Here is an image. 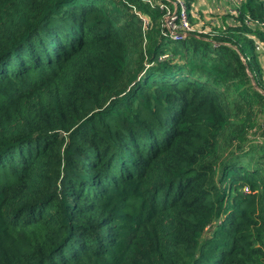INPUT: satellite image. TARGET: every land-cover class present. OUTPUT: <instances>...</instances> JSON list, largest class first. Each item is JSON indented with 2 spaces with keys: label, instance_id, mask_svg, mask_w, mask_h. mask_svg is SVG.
Instances as JSON below:
<instances>
[{
  "label": "trees",
  "instance_id": "16d2710c",
  "mask_svg": "<svg viewBox=\"0 0 264 264\" xmlns=\"http://www.w3.org/2000/svg\"><path fill=\"white\" fill-rule=\"evenodd\" d=\"M162 16L0 0V264H264V0Z\"/></svg>",
  "mask_w": 264,
  "mask_h": 264
},
{
  "label": "built area",
  "instance_id": "2783aa9c",
  "mask_svg": "<svg viewBox=\"0 0 264 264\" xmlns=\"http://www.w3.org/2000/svg\"><path fill=\"white\" fill-rule=\"evenodd\" d=\"M150 7H158L163 11L162 16V34L164 36L170 37L171 39L178 40L186 37L189 34L194 32L198 33H210V31H204L198 29L195 24L191 23L188 18V13L186 11V5L184 0H138ZM227 5L224 8L217 7L218 10L223 11L230 18L227 23L233 24L235 16L238 14V8L242 0H226ZM129 4V1H126ZM132 6V9L138 14L139 18L142 21L143 30H146L151 23L150 17L138 11L135 5ZM191 13V11H190ZM191 15V14H190ZM246 24L250 26H258L264 31V22H253L249 19H246ZM255 49L260 55L261 59L264 62V44L255 39Z\"/></svg>",
  "mask_w": 264,
  "mask_h": 264
},
{
  "label": "crops",
  "instance_id": "0c3cea01",
  "mask_svg": "<svg viewBox=\"0 0 264 264\" xmlns=\"http://www.w3.org/2000/svg\"><path fill=\"white\" fill-rule=\"evenodd\" d=\"M227 4L226 0H196L192 3L190 13L192 23L197 27H203L204 31H212V28L222 24L224 17L227 21L230 19L226 13L217 9V7L224 8Z\"/></svg>",
  "mask_w": 264,
  "mask_h": 264
},
{
  "label": "rangeland",
  "instance_id": "374dc122",
  "mask_svg": "<svg viewBox=\"0 0 264 264\" xmlns=\"http://www.w3.org/2000/svg\"><path fill=\"white\" fill-rule=\"evenodd\" d=\"M200 12V11H199ZM201 14H202V12H200ZM197 27V26H196ZM198 29H200V30H203V27H201V26H199V27H197ZM261 63H262V66H263V74H264V62H263V60L261 59Z\"/></svg>",
  "mask_w": 264,
  "mask_h": 264
},
{
  "label": "water",
  "instance_id": "95a60500",
  "mask_svg": "<svg viewBox=\"0 0 264 264\" xmlns=\"http://www.w3.org/2000/svg\"><path fill=\"white\" fill-rule=\"evenodd\" d=\"M190 35V34H189Z\"/></svg>",
  "mask_w": 264,
  "mask_h": 264
}]
</instances>
